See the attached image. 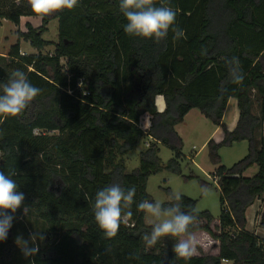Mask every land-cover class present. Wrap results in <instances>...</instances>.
Listing matches in <instances>:
<instances>
[{
  "label": "trees",
  "instance_id": "obj_1",
  "mask_svg": "<svg viewBox=\"0 0 264 264\" xmlns=\"http://www.w3.org/2000/svg\"><path fill=\"white\" fill-rule=\"evenodd\" d=\"M154 3L160 6L161 0ZM0 5V18L16 26L22 17L42 19L40 27L27 23V31L20 32L36 54L20 53L17 43L0 56V66L24 71L42 90L20 115L0 116V171L15 170L27 213L44 224L42 234L52 239L25 264H264V244L246 230L245 218L246 209L264 194V0H170L175 26L186 38L174 41L169 30L159 43L124 32L127 21L118 0H80L73 10L46 16L35 14L28 0H1ZM53 19L58 21L56 44L42 38ZM50 45L54 52L44 53ZM233 57L239 58L242 84L231 80L226 60ZM11 72L0 77V84ZM158 97L165 102L162 112ZM231 99L238 111L232 130L223 120ZM255 104L258 116L252 112ZM193 109L222 134L206 144L217 166L212 178L220 194L218 232L211 229L208 211H196V200L172 196L161 210L177 208L196 216L191 232H207L219 242L220 253L184 260L175 256L178 238L171 236L145 251L142 236L153 225L145 224V212L136 203L155 204L147 193L150 176L163 170L181 174L185 157L175 127ZM144 116L149 118L146 128ZM147 138L152 142L140 153L139 167L126 173L125 157ZM241 141L248 142L247 155L231 167L221 165L219 150ZM159 145L174 153L166 164ZM254 165L258 172L244 176ZM114 183L125 190L134 187L135 203L129 222L105 239L93 204L96 192ZM211 186L205 182L202 189ZM23 212L22 207L14 214L7 239L0 241V264L7 259L17 264L20 258L14 240ZM259 226L264 228V212Z\"/></svg>",
  "mask_w": 264,
  "mask_h": 264
},
{
  "label": "clouds",
  "instance_id": "obj_2",
  "mask_svg": "<svg viewBox=\"0 0 264 264\" xmlns=\"http://www.w3.org/2000/svg\"><path fill=\"white\" fill-rule=\"evenodd\" d=\"M80 0H28L32 11L40 16H46L58 10H73L79 5ZM119 11L126 18L124 32L132 37L153 39L156 43L166 39L169 30L173 33V40L186 38L185 31L176 25V11L170 6V0H161L156 6L154 0H118ZM229 65V74L235 84H242L244 74L238 57H233ZM0 94V116L16 117L20 115L42 90L34 86L24 71L16 69L11 72L7 83L2 85ZM2 122V121H0ZM4 153L0 152V156ZM15 170L6 174L0 171V241H5L8 231L12 227L15 213L23 207L24 212L28 207L24 205L25 195L20 191ZM206 192V189H202ZM136 189L125 190L120 184L114 183L99 189L94 198L93 213L98 228L105 239L114 238L121 224H127L132 217V205L135 203ZM179 199V196H177ZM138 211L145 212L157 218L150 233L142 236L145 251L154 247L162 237L178 238L173 246L177 258L189 260L196 253L195 240L191 229L196 225L197 217L192 214L180 213L177 208L161 210V203H150L147 199L136 203ZM11 213V214H9ZM162 216L170 217L160 219ZM30 241L17 236L15 243L22 248L25 256H32L39 252L35 243L37 238L43 240L42 233H30ZM110 251V249H109ZM138 258V257H137Z\"/></svg>",
  "mask_w": 264,
  "mask_h": 264
},
{
  "label": "rangeland",
  "instance_id": "obj_3",
  "mask_svg": "<svg viewBox=\"0 0 264 264\" xmlns=\"http://www.w3.org/2000/svg\"><path fill=\"white\" fill-rule=\"evenodd\" d=\"M27 23L31 24L34 28H38L42 25V19L39 17H29L28 19L24 18L20 25L16 26L10 21L0 18V56H7L10 48L17 43H20V53H37V51L20 36V32L27 31ZM42 38L53 42L54 44L58 43V21L56 19L51 20L50 23L46 25V31ZM53 52L54 45L47 46L44 50V53L46 54ZM0 69L3 72V75L6 76L11 72V69L7 68L5 65H1ZM7 81L5 83H7ZM3 84H0V94L2 93ZM256 108L258 107L254 105L252 109L256 110ZM237 115L238 111L236 101L233 99L231 105L227 109L225 122L231 124L233 119L236 120ZM147 118V116H144L143 121H145ZM143 128H145L144 122ZM213 128L214 124L205 118L199 110H191L184 118L183 123L179 124L177 128L180 137L182 138V153L185 157L184 160L181 161V174H174L163 170L155 175L150 176L147 181V193L154 203L159 201L161 204H163L170 201L172 196L175 198H177V196H185L196 200V211L198 213L208 211L213 217V222L210 224L211 229H213L215 232H218L215 223H218L221 213L220 194L217 190V183L212 178V174L216 170L217 166L211 162L208 149L206 148L207 143L204 144L206 138L211 134ZM148 143V141L147 143L142 142L137 149L133 150L125 157L126 173H132L139 167L140 153L146 150V148L149 146ZM159 149V158L161 159L162 164H166L173 157L174 153L164 145H159ZM241 149V145L221 148L219 151L221 165L231 167L234 163L238 162L240 156L239 158H236V156L241 152ZM190 176H194V178L187 179V177ZM205 182L212 185L206 189V192L202 191V184ZM58 187V184H56L55 188ZM165 218L170 217L162 216L160 219ZM144 221L147 225H154L155 223L159 222L157 218L147 213H145ZM17 222L20 223L19 227L16 229L17 234L22 238L25 236V239L29 240V246H31L32 242L30 241L29 234L42 233L44 224L36 220L35 217L28 214L27 212H23L20 216H18ZM204 223V220L199 221L200 225ZM21 226L26 230V232L22 231ZM200 236V234L193 235L195 244L202 242ZM44 237L45 238L43 240L37 238L35 241V243L39 246V249L44 248L52 243L51 238L47 239L46 235H44ZM18 249V257L20 258L19 260H16V263L25 264L29 261V256H25L22 248L17 245L16 250ZM20 254H23V256ZM10 261V259H7L4 262L7 264L12 263V261ZM14 261L15 259L13 262Z\"/></svg>",
  "mask_w": 264,
  "mask_h": 264
},
{
  "label": "crops",
  "instance_id": "obj_4",
  "mask_svg": "<svg viewBox=\"0 0 264 264\" xmlns=\"http://www.w3.org/2000/svg\"><path fill=\"white\" fill-rule=\"evenodd\" d=\"M29 17H31V16L22 17L21 21L24 18L28 19ZM39 18H41V17H39ZM232 101H233V99L229 100V102H228V105H227V108H226V111L224 114V118H223L224 122H225V118H226L227 109L231 105ZM156 104H157V108L160 112H162L165 109V102H164L162 97L157 98ZM255 106L258 107L257 104H255ZM252 112L254 115L258 116L259 115V108H256V110L255 109L252 110ZM237 119H238V115H237L236 120L235 119L232 120L231 124L225 122L230 130H232L235 127V125L237 123ZM145 121H144V123H145V128H146L148 126V123H149V118H147ZM178 126L179 125H177L175 127V129H176L177 133L179 134V131L177 130ZM260 133L264 136V123L262 125ZM221 137H222V134H221L220 129L214 125V128H213L211 134L208 135L204 144L208 143V141L211 138H214L217 141H219V140H221ZM147 141L149 142L148 144H150L152 142V140L150 138H147L144 141V143H147ZM234 145H241L242 146L241 152L236 156V158H239V156H240L239 160H241L244 156L247 155L248 142L247 141L237 142V143H234L233 145H231L230 147H234ZM125 160H126V158H125ZM191 160H193V159H191ZM258 170H259V167L257 165H254L253 167L249 168L244 173V176L253 177L258 172ZM263 212H264V194L260 198L255 200V202L246 209L245 218H246V230L248 232H250L251 234H254L264 244V228L259 226L260 215ZM215 224H216L215 226H219V221H218V223H215ZM196 234L201 235L200 239H202V242L195 244L196 245V254H194L193 256H218L219 255L220 249H219V242L217 240L213 239L207 232L202 231V230H198V231L192 233V235H196ZM222 264H233V262L228 261V260H224L222 262Z\"/></svg>",
  "mask_w": 264,
  "mask_h": 264
},
{
  "label": "water",
  "instance_id": "obj_5",
  "mask_svg": "<svg viewBox=\"0 0 264 264\" xmlns=\"http://www.w3.org/2000/svg\"><path fill=\"white\" fill-rule=\"evenodd\" d=\"M3 76V72L1 71V69H0V77H2Z\"/></svg>",
  "mask_w": 264,
  "mask_h": 264
},
{
  "label": "built area",
  "instance_id": "obj_6",
  "mask_svg": "<svg viewBox=\"0 0 264 264\" xmlns=\"http://www.w3.org/2000/svg\"><path fill=\"white\" fill-rule=\"evenodd\" d=\"M216 179V178H215Z\"/></svg>",
  "mask_w": 264,
  "mask_h": 264
}]
</instances>
